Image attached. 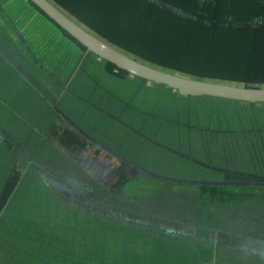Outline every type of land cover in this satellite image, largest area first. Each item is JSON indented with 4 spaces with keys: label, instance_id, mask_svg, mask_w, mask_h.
<instances>
[{
    "label": "rangeland",
    "instance_id": "1",
    "mask_svg": "<svg viewBox=\"0 0 264 264\" xmlns=\"http://www.w3.org/2000/svg\"><path fill=\"white\" fill-rule=\"evenodd\" d=\"M0 1H2V5L6 4L8 9L17 8L13 0ZM172 12L194 17L193 14L189 15V12L185 13L178 9H172ZM22 23L31 25L30 19H25ZM84 26L91 31L89 25ZM92 32L106 42V36L102 33L96 30ZM117 43L111 42V46H115L118 50L151 66L200 80L230 81L202 76L201 68L199 70V66L194 65L196 57L178 56L175 58L172 56L171 58L160 55L151 49V43H146L148 47L142 50L127 48L126 45ZM95 59L104 63L97 56ZM93 67L92 64L83 66L90 72L95 71ZM180 67H188L191 71ZM142 81L141 78L128 74L125 81L121 82L118 91L103 94L102 105L95 100L94 109L86 110L85 116L90 124L86 126L87 130H84L86 133L73 125V129L87 138L89 143L82 146L85 154L77 155L70 152V157L74 160L73 164L68 162L67 168H63V170L75 175L80 173L76 172V168L79 167L87 175L89 174L88 176L91 175L90 177L95 179V182H92L90 187L84 190L85 195L83 200L80 199V203L74 199V197L78 198L76 196L70 199L71 204L56 201L52 198V191L47 186L39 185L40 183L43 185L44 182L35 176L39 168H32V164L27 161L29 156L34 157L32 162H37L38 157L42 158L38 165L50 173H58L62 168L55 162L44 161L43 159L46 157L40 156L43 154V149L36 151L37 148L27 146L25 140L19 137L14 139L11 133L13 130L6 128L9 126L6 124V115H1L0 183L9 179L7 183L11 187L12 183L18 182L20 178L21 180L6 207V217L4 218L8 219L9 226L13 227H10L9 231L2 230L0 232V264H40L37 262L40 261L37 260V257H41L40 254L21 250L20 246L26 249L25 245L14 240L22 236L21 230L24 229V225L40 222L51 225L55 230L54 233L60 238L65 236L64 231L67 230L66 234L69 239L77 240L79 238L84 241L87 238L91 241L104 242L105 245L102 244L103 251L94 252L98 255L94 260L100 263L192 264L193 257L179 251L177 242L168 244L164 240L154 241L152 237H155L156 233H150L147 227L141 228L146 231L138 230L135 233H127V231L114 233L111 231L120 225L126 215H130L128 219L140 217L141 214L132 215L133 207L137 209L135 211H146L142 205L133 204L131 206L127 205L129 202L125 204L120 202L122 198L120 192L115 190L117 186L127 176L136 173L137 166L147 169L149 175L162 174L182 179L202 175L203 177H215L219 182L230 180L232 177L229 176L230 178L227 179L222 171L215 172L208 168L216 169V166H223L233 172L236 170L254 175L255 178L264 176V103L249 105L242 101L216 100L215 97L210 96H181L163 84L148 81H146L143 90L140 89L142 86H139ZM223 83L241 86L246 84L243 81ZM99 90L96 89L95 92H99ZM0 94H4L1 89ZM88 101H91V97ZM100 108L103 109L102 113L99 112ZM83 109L84 107L81 106L80 117ZM243 119L254 122L247 124L243 122ZM92 120H95V123H92ZM251 123L252 125H250ZM213 125L219 126L213 128ZM26 128H31L29 123ZM100 140L105 146L101 147L98 144L90 146L92 141L102 143ZM111 151L120 154V156ZM51 157L54 156L51 155ZM56 157L58 158V156ZM74 175L67 174L68 179L70 178L68 183L75 182L76 187L83 190V183ZM236 183L239 182L234 181V184ZM246 185L248 184H238V186ZM96 192L102 194H96ZM107 192H110L111 195H104ZM229 192L232 194L228 188L227 192L221 195L225 202H223V206L222 203L209 200L210 197L204 194L206 198H209L207 201L212 203L210 206L206 205L200 214L204 217L200 221L206 223L202 224L194 219L197 224L184 227L183 231L189 232L190 228H193L194 236L200 237L199 241L206 240L209 235H212V232L215 234L212 230L214 228L217 230L216 235H220L222 239L228 238H224L225 233L233 234L237 238L245 236L243 239L247 238L249 241L253 239L254 243L250 242V244H253L255 248L261 247L259 252L264 257V237L263 239L258 237V240L254 236L250 239L252 228L248 225L249 216L254 213H258V215L251 217L253 220L264 221V196L249 200L245 198L246 195H238L235 192L232 202L236 207H241V212L237 213L233 210L235 206H230L232 197ZM96 195L104 196L107 201L100 203ZM88 198L90 202H88ZM116 198L120 200L115 201ZM216 199L218 200V198ZM86 207L87 209H85ZM223 207L231 210H224ZM149 213L147 216L142 214L141 218L147 219L148 217L152 220L153 217ZM208 213L213 214L215 222L218 224L213 222V216ZM5 224L3 222L0 227L7 229ZM224 230L230 231L231 234ZM68 231H72V236ZM203 231L205 232L203 233ZM28 234H23V236L30 238ZM122 239L138 241H135V245L122 247L117 241ZM29 242L32 243V241ZM106 246L110 248L104 250ZM26 251L28 250L26 249ZM240 253L234 250L230 251V249L220 250L219 259L215 264H218V261L223 264H264L262 258L250 253H248L250 255ZM211 261L212 259L204 264H211ZM98 262L97 264H99Z\"/></svg>",
    "mask_w": 264,
    "mask_h": 264
},
{
    "label": "trees",
    "instance_id": "2",
    "mask_svg": "<svg viewBox=\"0 0 264 264\" xmlns=\"http://www.w3.org/2000/svg\"><path fill=\"white\" fill-rule=\"evenodd\" d=\"M49 1L84 28V25L87 24L91 31L96 30L102 33V35L106 36V38H104L110 45H112L111 42H118L119 45H126L127 48L142 50L148 47L146 43H151V49L160 55L170 56L171 58L172 56L175 58H178V56L196 57L198 60H195L194 65L199 66V70L201 68L200 72L202 76L230 80L217 81L210 79L211 81L214 80L222 83L243 81L246 83L244 84L245 86L264 87V0ZM28 2L34 9L38 10L43 16L50 20L33 3L30 1ZM159 3L163 4L160 5ZM173 6L185 13L189 12V15L193 14L194 17L173 13L172 9L175 8ZM201 10L204 11L200 12ZM50 22L57 26L53 21L50 20ZM60 30L66 37L75 42L80 49L86 51V48L66 31L63 29ZM2 38L6 39L7 35H2ZM0 43L3 44L2 52L11 56L14 51L7 50V44L9 42L0 40ZM88 53L91 52L88 51ZM85 60H87L86 54H82L76 63L78 70L73 73L83 76L84 70H81V68L85 64ZM104 62L105 71L112 75L110 85L120 86L121 82H123L121 79H124V76L129 73L117 68L108 61L104 60ZM180 68L191 71L188 67ZM94 69L97 71L96 73H103V70L99 66H96V68L94 67ZM24 70V72L26 73L27 71L29 75L32 73L33 75L31 76L38 81L39 85L43 83L42 78H38L36 75L37 70L29 66H26ZM97 75L98 74H96V76ZM142 80V84L139 86H142L140 89L144 90L146 81L144 79ZM71 82L72 81L68 82V85ZM257 82L258 84H255ZM216 100L226 99L216 98ZM2 101L4 100L0 99V102ZM230 101L236 102L234 100ZM246 104L252 105L253 103ZM1 115L7 116L6 113H0V121L2 120ZM16 117L18 118V116ZM62 121H64V118H62ZM243 122L249 124V122L252 121L243 119ZM27 123L31 126L30 129L26 128ZM31 123L32 122L23 121V123L18 126V129H12L13 131H11V133L14 139L19 137L25 140L27 146H34L33 148H37L36 151L43 149V154L40 155L46 157L43 160L55 162L62 168L58 173H50L43 170L40 165H38L42 158L38 157L39 159H37V162H32L34 157L29 156L27 161L32 164V168H39L35 176L44 182L43 185L41 183L39 185L47 186V188L52 191V198L56 201L69 204L70 199L76 196L78 198L74 197V199H76L77 203H80L85 195L84 190L89 188L91 183L95 182V180L91 179L78 167L76 168V172L80 173H76L75 175L65 172L63 168H67L66 164L70 161L67 159H60L61 156L56 154L57 147L55 144L47 142L49 140L46 141L44 139L47 134L44 133L46 130L37 127L34 128ZM252 123L250 125H252ZM6 124L8 123L6 122ZM53 126L55 125L50 126V133L56 137L60 133L62 136L60 142L67 147L81 149L82 146L89 143L87 138L78 134L72 129L73 127L71 128L69 125H64V128H62L60 132ZM218 126L219 125H213L212 127ZM206 128L209 127L206 126ZM114 154L120 156L118 153ZM51 155L54 157H51ZM56 156L59 157L57 158ZM137 168L138 170L136 173L127 176V178L117 186L115 190L120 192L122 199L116 198L115 201L120 200L123 204L129 202L127 205L131 206H133V204L142 205L146 211H135L137 209L133 207L132 209L134 211L132 215L144 214V216H147L150 212L149 214L153 219L150 220L148 217L147 219L141 218V215H139V218L134 217L135 219H128L130 215H126L125 219L120 222V225L111 230L112 232L118 233L119 231H127V233H135L138 232V230L146 231L141 228L147 227L150 233H156V236L152 237L154 241L164 240L168 244L177 242L179 251L185 253L189 257H193L192 264H204L206 261H210L213 247L216 248L215 259L217 261L219 259L220 250H235L230 248L233 246L229 244L230 242L234 243L235 247H239V249L246 248V244L250 245V241L247 238L243 239L245 236L238 238L234 237L228 230L224 231L231 234L230 237L234 240L229 237L227 239L217 238V230L212 229L215 235L213 234L212 237H208L204 241H199L197 239L198 237L193 234V228H190L189 232H184L182 228L197 224L194 219L202 224L205 222L200 221V219H204L200 214L206 205L210 206L212 203L207 201L209 198H206L204 194L210 197L209 200L222 203L223 206L225 202L221 195L226 193L229 188L232 191V194L229 192L230 197H232L230 198V206L234 205L235 209L233 210L237 211L240 210L241 207H236L234 202H232V199L235 197V192L238 195H246L245 198L249 200L264 196L262 195L264 194V176H256L255 178L254 175L246 174L245 172L241 173L236 170L233 172V170L223 166H216V169L212 167L208 168L215 172L222 171L227 179L232 177L230 180L219 182L215 177H203L202 175L185 179L162 174L149 175L147 174L149 173L147 169L142 167L139 168V166H137ZM67 174L74 175L81 181L83 183V190L77 188L75 182L69 184L68 181L70 178L68 179ZM20 180L21 178L18 182L12 183L13 185L11 184V187H9L7 183L9 179L3 180L0 183V226L5 222V227H7V229L0 227V232L2 230L9 231L11 230L10 227H13L11 225L9 226L7 222L8 219L4 217H6V207L14 196ZM234 181H238L239 183L234 184ZM238 184L248 185L238 186ZM96 194L102 193L96 192ZM104 195H111V193L107 192ZM213 196L218 198V200ZM96 197L99 199L100 203L107 201V198L104 199L102 195H96ZM88 202H90L89 198ZM85 209H87V207ZM224 210L231 209L224 208ZM208 214L213 216L212 213ZM254 215H258V213H254ZM213 220V222H215L214 216ZM215 223L218 224L217 222ZM21 231L23 234L29 233L28 235L30 238L24 237L22 234V236L14 240L22 242L28 251L20 246L21 250L29 253L34 251L40 254L41 257H37V260H40L37 262L40 264H97L98 261H95L94 258H97L96 256L98 255L94 252L97 250L103 251L102 244L105 245L104 242L91 241V239L87 238H85L84 241L79 238H77V240L69 239L66 234L67 230L64 231L65 236L60 238L54 233L55 230L51 225L41 222L32 225L29 224L27 226L24 225V229ZM68 233L71 235L72 231H68ZM225 235L224 237L228 236L226 233ZM29 241H32V243ZM117 241L120 242V246L124 247L132 244L135 245V241L138 240L132 239L126 241L122 239ZM109 248L110 247L106 246L104 250ZM253 248L256 249L255 247ZM98 263L106 264L104 262ZM217 263L223 264V262L220 263V261Z\"/></svg>",
    "mask_w": 264,
    "mask_h": 264
},
{
    "label": "crops",
    "instance_id": "3",
    "mask_svg": "<svg viewBox=\"0 0 264 264\" xmlns=\"http://www.w3.org/2000/svg\"><path fill=\"white\" fill-rule=\"evenodd\" d=\"M13 1L17 8L8 9L0 1V40L9 42L7 50L14 51L11 56L4 54L3 44L0 43V89L4 91V94H0V99L5 101L0 102V113L7 114V129H18L23 121H27L32 122L34 128L46 130L44 139L55 144L56 154L61 156L60 159L73 162L70 152L77 155L85 153L82 148H64L59 132L64 125L71 128L75 125L82 131L87 130L86 126L90 124L85 116L86 110L95 106V100L102 105L103 94L118 91L120 86L110 85L112 75L105 71V62H98L94 54L80 49L57 26L34 9L28 0ZM25 19H30L32 26L24 25L22 21ZM2 35H7V38H2ZM82 54L87 57L83 66H99L103 73L87 71L83 66V76L73 73L78 70L76 63ZM26 66L37 70L36 75L42 78V84H38L31 76L32 73L29 72V75L27 71L24 72ZM125 78L126 76L121 80L125 81ZM70 81L72 82L68 85ZM96 89H100L99 92H95ZM81 106L84 109L80 117ZM102 111L100 108L99 112ZM91 122L95 123V120ZM52 125L59 130L57 137L50 133ZM91 143L90 146H105L103 142Z\"/></svg>",
    "mask_w": 264,
    "mask_h": 264
},
{
    "label": "water",
    "instance_id": "4",
    "mask_svg": "<svg viewBox=\"0 0 264 264\" xmlns=\"http://www.w3.org/2000/svg\"><path fill=\"white\" fill-rule=\"evenodd\" d=\"M28 1L33 3L60 29L66 31L71 37L83 45L86 51L114 64L117 68L125 70L130 75L155 84H163L175 90L181 96H210L246 103H264V87L241 86L200 80L151 66L127 55L89 32L51 1ZM173 9L176 10V8ZM91 179L95 180L94 178ZM213 263L214 256L212 259Z\"/></svg>",
    "mask_w": 264,
    "mask_h": 264
},
{
    "label": "flooded vegetation",
    "instance_id": "5",
    "mask_svg": "<svg viewBox=\"0 0 264 264\" xmlns=\"http://www.w3.org/2000/svg\"><path fill=\"white\" fill-rule=\"evenodd\" d=\"M243 210V209H242ZM239 212H241L240 210H237V213H239ZM243 212V211H242ZM237 215V214H236ZM235 215V216H236ZM247 216H249V215H247ZM253 216H255V215H252V216H249L250 218L248 219V225L249 226H251V228H252V230H250L251 231V233H250V239L252 238V237H254V236H256L257 238H255V239H259V238H262L263 239V237H264V221H260V220H253L251 217H253ZM215 229V228H214ZM205 231H203V233H204ZM212 235L210 236H208L209 238L210 237H212L213 236V233H211ZM215 235V234H214ZM207 237V238H208ZM218 237H220V236H218L217 235V238ZM227 237H230V235H228ZM227 237H224V238H227ZM259 237V238H258ZM200 237H198L197 239H199ZM231 238V237H230ZM241 241V240H240ZM250 242L251 243H254L253 242V239H251L250 240ZM230 245H234V243H229ZM246 248H243V249H239V247H235V246H232V247H230V248H232V249H235L234 251L235 252H237V253H239V254H241L240 252H242V253H246V255H250V254H253V256H257L258 258H262V259H264V257H262L261 255H260V252H259V250H260V246H258V248H256V249H254V248H252V245L250 244V245H248V244H246ZM254 246V245H253ZM255 247V246H254ZM231 251V250H230ZM248 253H250V254H248ZM213 256H214V263L213 264H215L216 263V259H215V257H216V248L215 247H213V249H212V257H211V259H213ZM212 262V261H211ZM212 264V263H211Z\"/></svg>",
    "mask_w": 264,
    "mask_h": 264
}]
</instances>
